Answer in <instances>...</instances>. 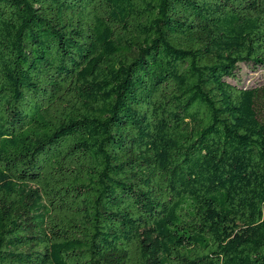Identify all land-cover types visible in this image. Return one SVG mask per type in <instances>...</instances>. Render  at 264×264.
<instances>
[{"label": "trees", "instance_id": "obj_1", "mask_svg": "<svg viewBox=\"0 0 264 264\" xmlns=\"http://www.w3.org/2000/svg\"><path fill=\"white\" fill-rule=\"evenodd\" d=\"M264 0H0V264H264Z\"/></svg>", "mask_w": 264, "mask_h": 264}, {"label": "rangeland", "instance_id": "obj_2", "mask_svg": "<svg viewBox=\"0 0 264 264\" xmlns=\"http://www.w3.org/2000/svg\"><path fill=\"white\" fill-rule=\"evenodd\" d=\"M230 81L245 88L264 87V67L254 68L252 65L242 64L237 79Z\"/></svg>", "mask_w": 264, "mask_h": 264}]
</instances>
